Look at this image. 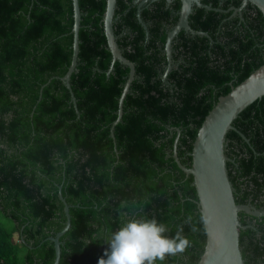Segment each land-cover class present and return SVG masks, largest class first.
<instances>
[{
    "label": "trees",
    "instance_id": "1",
    "mask_svg": "<svg viewBox=\"0 0 264 264\" xmlns=\"http://www.w3.org/2000/svg\"><path fill=\"white\" fill-rule=\"evenodd\" d=\"M79 1L74 102L60 78L72 61L73 0H0V264L54 263L48 238L67 219L60 190L71 226L61 237L59 264H98L112 233L137 218H155L169 237L182 226L191 241L185 252L156 264H196L206 230L194 177L173 156L177 128V152L189 167L197 132L218 98L264 64V15L251 2L242 18L230 10L242 0H202L229 11L195 6L190 25L211 38L182 30L173 44L176 65L164 79L165 25L177 23L180 0L143 8L149 34L134 0H117L114 29L136 65V79L112 131L129 68L116 61L107 73V0ZM234 126L238 131L228 132L225 150L236 202L262 210L264 97ZM239 216L247 225L240 229L243 264H264V216Z\"/></svg>",
    "mask_w": 264,
    "mask_h": 264
},
{
    "label": "water",
    "instance_id": "2",
    "mask_svg": "<svg viewBox=\"0 0 264 264\" xmlns=\"http://www.w3.org/2000/svg\"><path fill=\"white\" fill-rule=\"evenodd\" d=\"M158 0H134L137 5V15L139 22L145 28L147 34L149 29L142 17V10L150 3ZM171 4L174 0H166ZM181 9L179 18L175 26L167 33L165 50L168 64L163 74L166 79L173 67V43L179 33L184 30L192 35H201L211 38L202 30H195L190 25V16L195 6L208 10L228 12L222 8L214 7L212 4L203 3L202 0H180ZM251 2L256 5L264 15V0H242L240 7L232 6L230 10L233 15L237 13L243 18V8ZM117 0H107L106 11L103 17L104 30L108 41L109 49L112 53V62L107 73L114 70L116 61L121 62L129 68V73L125 81L123 92L119 99L118 116L113 122L112 131L123 116V105L127 94L130 92L131 84L136 79V65L127 58L118 44V37L114 29L115 11ZM74 25H73V54L71 64L61 80L70 90L72 100L76 102L75 94L71 86V76L77 70L80 52V29L82 21V10L79 0H73ZM44 84L42 88L45 86ZM264 97V64L254 70L247 78L237 85H232L231 90L218 98L213 108L203 120L193 143L190 155L192 157L191 166H186L181 162L177 152V146L181 130L177 128L178 134L174 142V159L179 167L194 177V185L198 194V207L202 213L211 217L210 222L205 226L206 245L204 252L196 264H243V254L240 246V229L247 228L243 225L239 213L244 211L254 216H264V209H258L252 204H239L236 202L235 189L229 177L227 162L230 158L226 154L227 134L231 129L238 131L234 126V121L241 112L250 104ZM244 138L246 136L241 133ZM114 136V133H113ZM249 141L248 138H246ZM60 198L65 204L66 224L55 236L48 239L55 245V260L53 264H59L61 259V237L71 226L70 205L60 190Z\"/></svg>",
    "mask_w": 264,
    "mask_h": 264
},
{
    "label": "clouds",
    "instance_id": "3",
    "mask_svg": "<svg viewBox=\"0 0 264 264\" xmlns=\"http://www.w3.org/2000/svg\"><path fill=\"white\" fill-rule=\"evenodd\" d=\"M188 219L190 221L191 217ZM200 220L206 226L211 217L202 213ZM167 231V226L155 218L131 219L112 233L107 241L110 247L98 264H156L168 256L185 252L191 246V241L183 235L182 226L174 237L165 235Z\"/></svg>",
    "mask_w": 264,
    "mask_h": 264
},
{
    "label": "flooded vegetation",
    "instance_id": "4",
    "mask_svg": "<svg viewBox=\"0 0 264 264\" xmlns=\"http://www.w3.org/2000/svg\"><path fill=\"white\" fill-rule=\"evenodd\" d=\"M148 25V24H147ZM165 26H167V33H168V31L172 28V27H170V25H165ZM173 26H175V25H173ZM166 44V43H165ZM174 44V43H173ZM174 52V49L172 48V53ZM162 54L163 55H166V59H167V64H168V58H167V53H166V50H165V47H163L162 48ZM173 59H174V57H173ZM167 64L164 66V68L166 69V67H167ZM175 65H176V63H175V60L173 61V67H172V69L175 67ZM171 69V70H172ZM164 72H165V70H164ZM164 74V73H163ZM163 74H162V76H163Z\"/></svg>",
    "mask_w": 264,
    "mask_h": 264
},
{
    "label": "rangeland",
    "instance_id": "5",
    "mask_svg": "<svg viewBox=\"0 0 264 264\" xmlns=\"http://www.w3.org/2000/svg\"><path fill=\"white\" fill-rule=\"evenodd\" d=\"M1 220H2L4 223L9 224L8 221H6L3 217H1Z\"/></svg>",
    "mask_w": 264,
    "mask_h": 264
}]
</instances>
